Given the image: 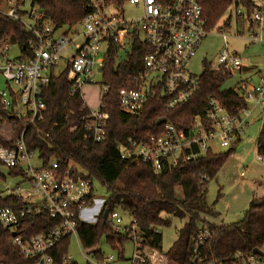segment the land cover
<instances>
[{"label": "built area", "instance_id": "obj_1", "mask_svg": "<svg viewBox=\"0 0 264 264\" xmlns=\"http://www.w3.org/2000/svg\"><path fill=\"white\" fill-rule=\"evenodd\" d=\"M206 1L130 0L134 5L142 4L144 13L136 20L125 21L117 14L108 13L109 7L102 1L89 0L91 12L77 24L74 31L57 28L37 8L22 11L21 0L0 1V12L23 23L26 30L34 35L32 57L27 60L10 58L9 52L14 44L5 42L0 46V76L8 85L7 90L0 91V119H3L0 125L9 122L12 131L11 137L5 139L8 144L0 143V166L20 172L18 176L22 177V183L11 195L23 203L21 208L0 206V222L9 230L11 242L25 259L34 260L35 264H53L51 252L58 244L71 239L73 235L78 244L81 243L78 235L80 225L96 223L99 218L95 215H102L105 211L106 199L95 198L94 183L81 169L71 164L63 166L55 159L43 164L37 152L28 148L24 133L12 139L16 120L26 119L27 127L44 120L46 104L41 97V87L49 81L50 72L47 71L60 63L68 47L74 46L75 51L67 61V77L73 83L71 92L79 90L84 99L83 86L97 84V78L101 81V67L110 45H115L120 55H127L136 35L147 47L143 71L135 78L136 86L119 89L121 110L127 114L140 113L150 91L155 93L158 88L168 98L166 108L173 109L188 102L199 89V76L192 75L186 65L207 34L203 15ZM236 15L243 17L250 27L261 25L264 21V3L253 11L239 6ZM78 27L82 28L80 35L83 40L73 43L71 36L79 34ZM223 37L226 39V35ZM251 38L254 41L262 40L254 33ZM241 68V60L234 53L230 54L226 46L215 70L233 72ZM239 88L235 90L246 106L237 114L229 112L219 99L210 96L205 115H196L185 133L166 123L163 131L149 141L129 139L122 144L121 158L150 163L156 172H161L166 167H177L184 161L199 159L213 151L215 144L223 148L231 147L249 126V119L256 111L264 126V82L257 85L241 82ZM107 90L108 87L104 85V94ZM89 111L85 119L87 138L100 142L105 136L109 115L101 107L97 110L89 107ZM5 114L9 117H5ZM37 159L41 165H35ZM258 160L264 161V157L258 156ZM244 170L241 171L242 176ZM36 196L40 204L34 200ZM42 210L58 219V224L46 232L24 239L19 233L22 218ZM107 217L117 233H129V241L135 243L133 264H154L155 254L145 248L134 220L130 225L122 226V217L116 209ZM213 234L214 231L207 226L198 229L192 238L191 264H224L217 260H201V249ZM114 248L120 252L123 245L117 242ZM257 249L262 254L254 250L236 251L228 260L230 264H264V246ZM91 254V259L84 254L87 264H110L115 260L113 255L98 258ZM63 261L70 264L72 256L66 255Z\"/></svg>", "mask_w": 264, "mask_h": 264}, {"label": "trees", "instance_id": "obj_2", "mask_svg": "<svg viewBox=\"0 0 264 264\" xmlns=\"http://www.w3.org/2000/svg\"><path fill=\"white\" fill-rule=\"evenodd\" d=\"M1 1V0H0ZM106 7L122 9L126 0H100ZM231 4L253 11L252 0H208L203 6L207 30L217 23L221 14ZM36 7L54 23L66 31L77 25L90 12L89 0H31ZM34 35L23 23L0 12V46L10 42L20 49V59L32 57L31 44ZM146 45L135 35L131 49L125 58L115 45L111 44L101 67V83L108 87L101 98V109L108 113L107 128L100 142L87 138L85 119L89 107L79 90L71 92L73 83L68 79L69 65L58 74L50 71L49 81L41 87V97L46 104L44 120L27 127L26 119L16 120L12 139L24 133L28 148L38 154L43 164L58 160L63 166L75 165L85 176L97 180L109 190L105 209L128 212L147 250L154 256V264H191L192 238L200 227L207 226L214 231L213 237L202 247L201 260H217L230 264L228 260L236 251L252 252L264 246V196L253 197L241 220L231 224L210 223L205 216L215 214L207 203V185L222 168L234 148L226 153L207 152L194 161H184L177 167H166L156 172L150 163L123 160L120 147L129 139L149 141L158 136L166 123L173 124L185 133L193 124L196 115H205L210 96L219 99L229 112L237 114L246 106L234 87L222 88L230 73L211 69L207 64L199 76V89L186 103L173 109L166 108L167 96L160 88L151 90L144 109L138 114H127L121 110L119 89L137 85L136 77L143 71ZM5 117H9L5 114ZM159 119H164L157 124ZM3 119H0L2 122ZM239 138L238 140H240ZM0 143L8 142L0 135ZM257 154L264 157V126L257 138ZM0 166V181L6 176ZM10 174L18 176V170L10 168ZM23 203L12 195L0 197V206L21 208ZM187 219L180 228L178 238L163 254V237L159 227L169 226L172 218ZM46 210L28 214L22 218L19 233L28 239L46 232L57 225ZM79 239L86 249L96 257L103 256L98 247L105 237L107 243L124 245L130 240L129 233H117L108 217L100 215L96 223H83L78 230ZM11 234L0 222V264H35L25 259L18 247L10 240ZM70 239L63 240L51 252L53 264H67ZM70 264H75L71 262Z\"/></svg>", "mask_w": 264, "mask_h": 264}, {"label": "rangeland", "instance_id": "obj_3", "mask_svg": "<svg viewBox=\"0 0 264 264\" xmlns=\"http://www.w3.org/2000/svg\"><path fill=\"white\" fill-rule=\"evenodd\" d=\"M23 3L20 9L24 12H29L31 8V0H21ZM257 6L264 3V0H253ZM243 8V7H242ZM238 7L235 4L229 5L221 14L219 20L215 25L207 30L202 43L196 51V54L187 63V70L195 76H200L207 64L211 69L218 66V58L220 54L228 48L230 54L234 53L242 63V68L230 72L222 84V88L234 87L239 90V83L248 82L252 85H257L264 82V21L261 25L250 27L243 17L236 15ZM108 13L117 14L125 21H132L140 18L143 13V5H134L130 0H126L122 9L108 8ZM77 25L71 28L74 31ZM66 27H62L65 30ZM81 27H78L79 34L71 36L74 38L73 43H81L83 37L80 35ZM71 33V32H69ZM261 37L262 40H253L252 34ZM226 35V39L223 37ZM74 46L68 47L63 52V57L60 63L54 67L56 74L60 73L70 59V55L74 53ZM10 58H18L20 49L17 46H12L9 52ZM127 55L123 54L119 58H125ZM243 67L248 68L244 70ZM48 70L47 72H50ZM8 85L6 81L0 76V91L7 90ZM84 100L88 106L97 110L101 106V98L104 94V85L100 78H97V84H86L82 88ZM249 126L246 127L241 134V139L235 141L231 146L234 148L232 154L228 157L217 175L212 178L207 185V203L211 210L215 213L213 215H206L205 218L214 224H231L241 220L244 216L245 210L249 205V200L252 197L253 190L260 182V186L264 185V161L258 160L257 154V138L262 127V120L260 114L256 111L249 119ZM12 131L9 122L0 125V135L5 139L11 137ZM231 147H220L215 144L213 151L215 153H226ZM35 165H41L40 161L35 160ZM244 167L246 168L244 170ZM3 174L6 178L0 181V197L5 198L15 192L16 187L22 183L21 176H13L10 174V168L3 166ZM245 171V175H241V171ZM264 170V169H263ZM263 176V179H262ZM95 198L104 200L109 197V190L98 182H94ZM258 192H264L262 188ZM262 194V193H257ZM34 200L40 204L38 196ZM122 217V226L130 225L133 221L132 216L121 209H116ZM99 218L100 215H95ZM169 226L159 227L162 234V252L166 253L173 243L177 240L180 228L184 225L187 219H179L173 217ZM102 250L104 256L113 255L115 260L110 264H133L132 257L136 250V245L133 241H127L123 245L122 251H118L112 245L106 242L103 237L98 247ZM91 259V249H86L82 243L78 244L76 237L73 235L70 239L67 255L72 256L75 264H87V258ZM157 264V261H155Z\"/></svg>", "mask_w": 264, "mask_h": 264}, {"label": "crops", "instance_id": "obj_4", "mask_svg": "<svg viewBox=\"0 0 264 264\" xmlns=\"http://www.w3.org/2000/svg\"><path fill=\"white\" fill-rule=\"evenodd\" d=\"M253 1V0H252ZM254 2V1H253ZM255 3V2H254ZM248 68H246V70H247ZM245 168V167H244ZM246 169V168H245ZM264 169V168H263ZM262 169V171L264 172V170ZM245 175V174H244ZM262 179H263V176H262ZM260 184H262L261 182H260ZM260 184L258 183V188L256 187L254 190H253V194H252V197L250 198V200H249V202L251 201V199L253 198V197H261V196H264V192H258V191H260L259 189L260 188H262L263 189V191H264V185L262 186H260ZM257 189H258V191H257ZM257 193H262V194H257Z\"/></svg>", "mask_w": 264, "mask_h": 264}, {"label": "water", "instance_id": "obj_5", "mask_svg": "<svg viewBox=\"0 0 264 264\" xmlns=\"http://www.w3.org/2000/svg\"><path fill=\"white\" fill-rule=\"evenodd\" d=\"M243 69L246 70V67H243ZM163 121H164V119H159V120L157 121V124H160V123H162ZM108 213H109L108 209H105V211H104V213H103V217L106 218L107 215H108ZM13 235H15V233H13ZM254 251H255L256 253H258V254H262L261 251H260L259 249H255Z\"/></svg>", "mask_w": 264, "mask_h": 264}]
</instances>
